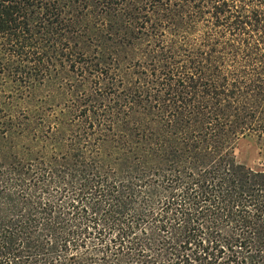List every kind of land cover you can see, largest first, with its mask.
<instances>
[{
	"label": "trees",
	"instance_id": "1",
	"mask_svg": "<svg viewBox=\"0 0 264 264\" xmlns=\"http://www.w3.org/2000/svg\"><path fill=\"white\" fill-rule=\"evenodd\" d=\"M250 134L264 0H0V264H264Z\"/></svg>",
	"mask_w": 264,
	"mask_h": 264
},
{
	"label": "rangeland",
	"instance_id": "2",
	"mask_svg": "<svg viewBox=\"0 0 264 264\" xmlns=\"http://www.w3.org/2000/svg\"><path fill=\"white\" fill-rule=\"evenodd\" d=\"M46 88H42L39 96L47 93ZM256 135L250 134L243 137L236 150V160L239 164L249 167L253 170L264 169V145Z\"/></svg>",
	"mask_w": 264,
	"mask_h": 264
}]
</instances>
